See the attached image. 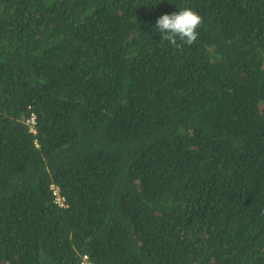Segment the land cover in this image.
<instances>
[{"label": "trees", "instance_id": "trees-1", "mask_svg": "<svg viewBox=\"0 0 264 264\" xmlns=\"http://www.w3.org/2000/svg\"><path fill=\"white\" fill-rule=\"evenodd\" d=\"M0 264H264V0H0Z\"/></svg>", "mask_w": 264, "mask_h": 264}, {"label": "clouds", "instance_id": "clouds-1", "mask_svg": "<svg viewBox=\"0 0 264 264\" xmlns=\"http://www.w3.org/2000/svg\"><path fill=\"white\" fill-rule=\"evenodd\" d=\"M202 24V17L191 8H184L172 14L160 16L155 27L161 33V39L170 42L173 46L181 48L184 44L191 46L198 38L197 28ZM177 38L181 43H177ZM56 202L62 205V199L58 196L57 190L53 187Z\"/></svg>", "mask_w": 264, "mask_h": 264}, {"label": "built area", "instance_id": "built-area-1", "mask_svg": "<svg viewBox=\"0 0 264 264\" xmlns=\"http://www.w3.org/2000/svg\"><path fill=\"white\" fill-rule=\"evenodd\" d=\"M60 200L58 198H56V202H59ZM84 259V258H83Z\"/></svg>", "mask_w": 264, "mask_h": 264}]
</instances>
